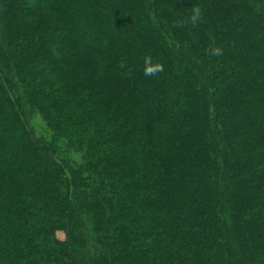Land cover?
<instances>
[{"label": "trees", "instance_id": "16d2710c", "mask_svg": "<svg viewBox=\"0 0 264 264\" xmlns=\"http://www.w3.org/2000/svg\"><path fill=\"white\" fill-rule=\"evenodd\" d=\"M0 264H264V0H0Z\"/></svg>", "mask_w": 264, "mask_h": 264}, {"label": "clouds", "instance_id": "9594fccd", "mask_svg": "<svg viewBox=\"0 0 264 264\" xmlns=\"http://www.w3.org/2000/svg\"><path fill=\"white\" fill-rule=\"evenodd\" d=\"M203 12L199 6H193L191 8V14L187 18L178 19L173 21V27L183 28L187 24L193 26L198 25L203 20ZM209 54L212 56H221L223 55V49L220 46L215 44L213 41L212 45L208 49ZM164 72V65L160 62H153L151 56H146L144 58V68L143 75L147 77L157 76L160 73Z\"/></svg>", "mask_w": 264, "mask_h": 264}, {"label": "rangeland", "instance_id": "374dc122", "mask_svg": "<svg viewBox=\"0 0 264 264\" xmlns=\"http://www.w3.org/2000/svg\"><path fill=\"white\" fill-rule=\"evenodd\" d=\"M33 124H34L35 130L37 131L39 135H42V136L49 135L50 131L47 128L44 120L42 119V116L39 113L34 114ZM58 236L63 239L65 235L63 232L60 231L58 232Z\"/></svg>", "mask_w": 264, "mask_h": 264}]
</instances>
